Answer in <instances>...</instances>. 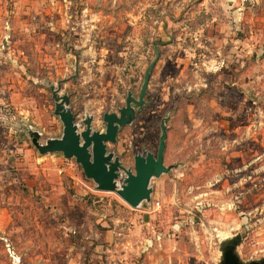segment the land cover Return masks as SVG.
Wrapping results in <instances>:
<instances>
[{
  "label": "rangeland",
  "instance_id": "obj_1",
  "mask_svg": "<svg viewBox=\"0 0 264 264\" xmlns=\"http://www.w3.org/2000/svg\"><path fill=\"white\" fill-rule=\"evenodd\" d=\"M26 1H64L69 23L97 12L108 16L92 17L91 28L82 23L77 43L56 33L43 40L46 49L40 38L5 39L20 40L28 52L32 46L35 80L49 77L56 86L77 75L61 89L90 100L95 130L103 129V112L124 105L128 92L137 97L158 51L146 106L121 130V158L132 167L136 154H155L164 120V165L171 166L151 180L150 201L138 208L96 191L80 168L70 172L80 177L79 189L65 183L63 198L50 200L44 213L48 264H219L233 238L242 262L264 259V0ZM80 1H93L96 9L83 10ZM68 45L79 46L77 54ZM45 59L50 74L42 77ZM132 61L136 73L126 66ZM30 88L31 130L49 132L56 124L50 93L43 85ZM40 195L34 190L29 200L39 202ZM7 247L8 264H42Z\"/></svg>",
  "mask_w": 264,
  "mask_h": 264
},
{
  "label": "crops",
  "instance_id": "obj_2",
  "mask_svg": "<svg viewBox=\"0 0 264 264\" xmlns=\"http://www.w3.org/2000/svg\"><path fill=\"white\" fill-rule=\"evenodd\" d=\"M63 2L0 0V264H8L9 249H6L8 243L16 257L24 256L28 259L35 255L42 264H48L50 227L44 214L48 212L47 205L50 200L56 204L59 199L63 198L65 183L72 184L78 190L79 182H81L79 176L70 173L80 168L73 159H66L60 153L40 155L38 152H34L30 132L46 136V140L59 138L62 133V125L53 115L56 124L52 123L54 127L49 132L31 130L34 124V120L31 118L33 116L32 111L36 108L33 107L30 87L37 84L43 85L48 89L51 98L49 87L54 85L49 81V77L34 79V77H38V72L37 68H32L33 61L30 58V53L33 52L31 51L32 46L28 52L21 47L22 42L20 40H17L20 45H16V42L13 44L10 40L5 43V39H28L32 42L33 39L40 38L42 39L40 46L46 49L43 40L54 33L57 36H69L68 38L73 43H77L80 36L78 31H84L80 30L82 23L87 22L91 28L93 27L92 17L98 19L108 17L97 12L82 15L83 20H71L69 23L70 15H66V3ZM83 2L80 1L82 3L80 5H85L83 10L96 9V5H92L94 4L93 1ZM38 5L39 8H37ZM131 14L132 12L130 14L127 12V17H133ZM2 45H6L7 48L2 50ZM77 48L80 47L71 45L68 51L75 55L77 53L74 50ZM44 49L40 53L45 58L47 51ZM74 57L76 59L74 61L76 72L80 60L78 59L79 56ZM43 61L45 65L43 67V63H41L40 70L42 77L44 74H50V67L46 59ZM134 64L135 62L132 61L126 66L129 67V71L134 70L136 73L138 62H136V66ZM33 74L34 77H32ZM76 76L70 79H62L56 84L63 82L61 87H66L68 82L75 79ZM64 89H61L58 95H69V107L72 111L77 112L80 118L94 115L95 112L93 113L89 108L91 106L89 99L83 102L78 101L74 91H65ZM85 97L87 96L85 95ZM51 103L53 107L52 98ZM92 125L94 129H99V126L95 127L96 120L93 119ZM121 130L122 128L117 134L116 144L109 145V149L119 155L120 158L125 152L124 145L120 140ZM121 160L123 161L122 158ZM123 163L127 165L126 162L123 161ZM62 172L64 173L62 174ZM82 184L87 186L83 182ZM19 185L23 191L18 190ZM34 190H39L41 199L33 204L29 198H32ZM49 192L52 194L50 195ZM37 212L40 214L38 221L36 220ZM6 236L8 242H6ZM56 241L54 246L58 247V242L61 240L56 239ZM51 242L55 241L51 240ZM33 246L39 248L36 249L35 253H31L29 249Z\"/></svg>",
  "mask_w": 264,
  "mask_h": 264
},
{
  "label": "water",
  "instance_id": "obj_3",
  "mask_svg": "<svg viewBox=\"0 0 264 264\" xmlns=\"http://www.w3.org/2000/svg\"><path fill=\"white\" fill-rule=\"evenodd\" d=\"M158 57L159 53L155 50V58L144 71L137 97L128 92L123 106L114 112L102 114V131L93 128L92 116L80 118L77 112L71 110L69 95H58L63 82L50 86L53 115L60 121L62 133L59 138H50L42 143L38 133L30 132L32 146L40 155L60 153L66 159H73L84 177L95 184L96 191L115 193L131 208H138L142 202H149L151 180L171 170V166L164 165L167 137L165 121L160 124L156 153L136 154L132 167L125 165L120 156L109 149V145L116 144L120 129L130 125L136 113L145 106L151 71ZM238 245V238L227 241L221 249L219 264H264V259L242 262L236 252Z\"/></svg>",
  "mask_w": 264,
  "mask_h": 264
},
{
  "label": "flooded vegetation",
  "instance_id": "obj_4",
  "mask_svg": "<svg viewBox=\"0 0 264 264\" xmlns=\"http://www.w3.org/2000/svg\"><path fill=\"white\" fill-rule=\"evenodd\" d=\"M226 244V243H225Z\"/></svg>",
  "mask_w": 264,
  "mask_h": 264
}]
</instances>
